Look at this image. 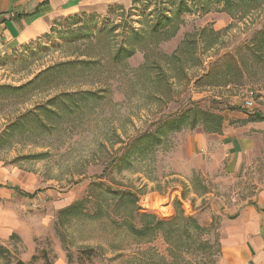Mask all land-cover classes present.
I'll return each mask as SVG.
<instances>
[{
	"label": "rangeland",
	"instance_id": "374dc122",
	"mask_svg": "<svg viewBox=\"0 0 264 264\" xmlns=\"http://www.w3.org/2000/svg\"><path fill=\"white\" fill-rule=\"evenodd\" d=\"M206 2L135 0L79 13L15 62L14 78L28 84L0 101V115L37 110L39 118L0 128V161L34 177L13 204H0L12 213L0 217V232L15 234L0 242L18 258L46 250L53 264L217 263L220 220L229 215L220 200L250 191L183 144L264 115V9L231 14ZM121 49L131 56L113 60ZM85 90L97 97L69 112L54 105L58 117L38 109ZM168 120L179 123L163 127ZM140 228L148 231L134 233Z\"/></svg>",
	"mask_w": 264,
	"mask_h": 264
},
{
	"label": "crops",
	"instance_id": "0c3cea01",
	"mask_svg": "<svg viewBox=\"0 0 264 264\" xmlns=\"http://www.w3.org/2000/svg\"><path fill=\"white\" fill-rule=\"evenodd\" d=\"M134 1L0 0L1 103L11 99V91L23 90L28 84H23L24 78L16 80L19 77L13 71L15 62L45 43L47 35L60 20L85 12L103 14L113 6L127 7ZM221 18L214 23L215 29L222 27ZM62 63L70 65L73 60ZM10 113L7 108L1 109L0 128H5L25 112L17 114L16 118ZM8 120L10 123L6 125ZM1 130L0 142H3ZM183 147L188 155H199L200 160L207 161L210 156L215 161L214 168L222 174L221 179L228 177V183L238 190L250 191L240 198L234 196L228 205L220 200L219 205H224V208L220 207L221 211L229 215L221 216L220 255L215 264H264V120L247 121L240 128L226 125L220 133L187 135ZM202 173L206 174L205 171ZM31 177L34 178L30 173L0 161V204L10 206L19 190L33 188ZM222 183L221 187L225 185ZM11 214L0 206V217L7 219ZM11 233L12 230L0 232V236L8 238Z\"/></svg>",
	"mask_w": 264,
	"mask_h": 264
},
{
	"label": "trees",
	"instance_id": "16d2710c",
	"mask_svg": "<svg viewBox=\"0 0 264 264\" xmlns=\"http://www.w3.org/2000/svg\"><path fill=\"white\" fill-rule=\"evenodd\" d=\"M206 3L213 4L215 3V0H206ZM216 2H223L224 4V9L228 10L229 13L232 10H237L244 12L246 11L247 13H251L253 11H256L258 9L263 10L264 9V0H216ZM232 14V13H231ZM132 51L130 50H124L121 49L119 50L116 54L113 56V60L118 61L120 59L127 58L131 56ZM82 63H87V61H82ZM79 95H82L80 98L76 99L77 93H62L57 96H54L51 99H48L46 101L45 105L39 106L38 109L42 111L44 114H53L55 117H58L56 111L54 110V105L59 106L58 108L61 110H66L71 111L72 106H75V104L78 103L79 100H86L87 98H95L97 97L96 92L92 90H85L82 91L81 93H78ZM57 103V105H56ZM72 105V106H71ZM235 109V108H232ZM37 110L35 111H29L27 113H24L20 117H18L10 127H16V126H24L25 120L29 119H34L38 121V114ZM184 117H182L183 119ZM223 118L221 116L217 117V123L216 127L222 126L219 124L222 122ZM264 120V115L262 114H254L253 116L247 118L243 122L247 121H262ZM171 123H174L172 125H175V123H179V121H166L164 123L165 126L163 127H168L169 125L171 126ZM156 137V132H154V135L152 137ZM144 139V138H142ZM24 195H27L24 193ZM73 205V204H72ZM72 207V206H71ZM64 211V210H63ZM174 218H171L169 220H160L157 223H155V226L153 224L149 223V229L150 231L153 230L152 227H159L166 221H172ZM191 219L189 222L191 223ZM152 228V229H151ZM148 229V228H147ZM146 228H140L134 231V233L141 234V231H148ZM15 237V234H11L9 238ZM93 250L91 248H85L80 251L82 256H84L86 259H90V257L93 255ZM0 261H2L4 264H53V259L50 257L49 252L46 250H41V251H36L34 254L31 255L30 259L28 261H24L20 258L17 257L16 253H14L12 250H10L6 245L0 242Z\"/></svg>",
	"mask_w": 264,
	"mask_h": 264
},
{
	"label": "built area",
	"instance_id": "2783aa9c",
	"mask_svg": "<svg viewBox=\"0 0 264 264\" xmlns=\"http://www.w3.org/2000/svg\"><path fill=\"white\" fill-rule=\"evenodd\" d=\"M113 1H118V0H113Z\"/></svg>",
	"mask_w": 264,
	"mask_h": 264
}]
</instances>
